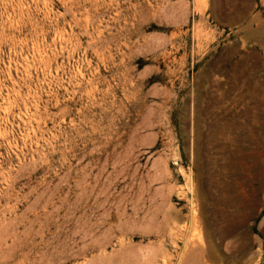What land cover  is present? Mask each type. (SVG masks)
Instances as JSON below:
<instances>
[{"label":"rangeland","instance_id":"rangeland-1","mask_svg":"<svg viewBox=\"0 0 264 264\" xmlns=\"http://www.w3.org/2000/svg\"><path fill=\"white\" fill-rule=\"evenodd\" d=\"M0 264H264V0H0Z\"/></svg>","mask_w":264,"mask_h":264}]
</instances>
